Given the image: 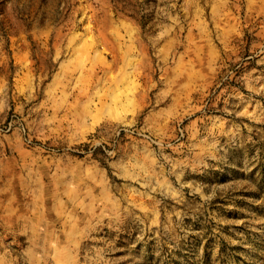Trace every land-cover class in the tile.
Masks as SVG:
<instances>
[{
    "label": "rangeland",
    "instance_id": "1",
    "mask_svg": "<svg viewBox=\"0 0 264 264\" xmlns=\"http://www.w3.org/2000/svg\"><path fill=\"white\" fill-rule=\"evenodd\" d=\"M0 264H264V0H0Z\"/></svg>",
    "mask_w": 264,
    "mask_h": 264
},
{
    "label": "bare ground",
    "instance_id": "2",
    "mask_svg": "<svg viewBox=\"0 0 264 264\" xmlns=\"http://www.w3.org/2000/svg\"><path fill=\"white\" fill-rule=\"evenodd\" d=\"M91 210V209H90Z\"/></svg>",
    "mask_w": 264,
    "mask_h": 264
}]
</instances>
